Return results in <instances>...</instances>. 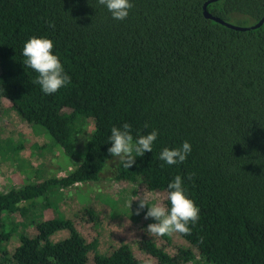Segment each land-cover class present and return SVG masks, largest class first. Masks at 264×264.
Instances as JSON below:
<instances>
[{
    "label": "trees",
    "instance_id": "16d2710c",
    "mask_svg": "<svg viewBox=\"0 0 264 264\" xmlns=\"http://www.w3.org/2000/svg\"><path fill=\"white\" fill-rule=\"evenodd\" d=\"M132 2L117 21L96 0H0V108L8 99L70 157L78 136L88 135L81 159L63 176L0 191V264H148L127 242L100 252L60 213L30 219L35 233L21 232L11 256L4 245L18 230L11 216H27V204L101 178L112 161L110 129L124 122L134 138L153 128L159 135L131 168L117 161L113 177L167 195L179 174L200 208L191 232L179 233L188 247L171 254L147 237L139 247L156 264H264V22L250 27L263 18L264 0ZM205 3L212 15L250 28L207 17ZM30 36L52 39L71 77L55 94L44 95L23 63ZM184 140L192 145L188 158L161 167L159 152ZM62 230L67 235L55 240Z\"/></svg>",
    "mask_w": 264,
    "mask_h": 264
},
{
    "label": "rangeland",
    "instance_id": "374dc122",
    "mask_svg": "<svg viewBox=\"0 0 264 264\" xmlns=\"http://www.w3.org/2000/svg\"><path fill=\"white\" fill-rule=\"evenodd\" d=\"M88 130L93 126L89 122ZM87 133L77 138V154L70 157L64 153L59 144L42 127H35L23 120L13 109L8 99H3L0 108V191H7L13 187H22L28 183L42 181L53 175L63 176L74 167V163L81 159L85 152ZM17 147V149H16ZM117 161L112 160L97 181L78 183L69 188H60L49 196V203L40 197L28 205L27 216L16 212L11 219L18 225V230L4 243L8 255L11 256L14 247L19 244L21 232L35 233L31 223L41 219L57 216L59 213L74 220L78 230L88 241L96 240L100 252H109L113 247L127 242L135 255L148 264L157 261L149 253L139 247L142 238L153 239L160 247L174 254L177 247H188L189 243L179 234L172 233L165 236L147 234L145 229L151 218L145 219L144 212L136 214L138 201L133 200L130 208L128 201L133 195L144 194L163 202L166 194L162 191H151L142 184L113 177V168ZM97 215V219H90L88 211ZM146 211V208H145ZM67 235L66 230L57 232L55 240ZM1 256V253H0ZM198 261L199 257H197ZM185 264H194L192 261Z\"/></svg>",
    "mask_w": 264,
    "mask_h": 264
},
{
    "label": "clouds",
    "instance_id": "9594fccd",
    "mask_svg": "<svg viewBox=\"0 0 264 264\" xmlns=\"http://www.w3.org/2000/svg\"><path fill=\"white\" fill-rule=\"evenodd\" d=\"M96 2L104 6L111 18L117 21L125 20L133 7L132 0H96ZM50 27L54 25L50 23ZM21 54L24 57V65L37 73L35 83L39 84L44 95L55 94L70 84L71 77L54 52V42L49 37L30 36L24 42ZM145 127H148L147 123ZM158 135V129L153 128L147 134L137 133L134 138L129 123L113 125L108 136L110 146L107 147V153L112 160L129 169L136 164L137 157L152 152ZM191 151L192 145L188 140H184L179 146L164 147L158 154L159 160L163 162L161 167L183 163ZM133 196L134 198L128 201V207L130 208L133 200L138 201L136 214L139 215L143 211L145 219L151 218L154 221L147 225L145 229L147 234L156 236L172 233L189 234L192 226L200 219V208L187 194L184 179L179 174L167 184L166 204L159 201L151 202L156 198H149L144 194Z\"/></svg>",
    "mask_w": 264,
    "mask_h": 264
},
{
    "label": "water",
    "instance_id": "95a60500",
    "mask_svg": "<svg viewBox=\"0 0 264 264\" xmlns=\"http://www.w3.org/2000/svg\"><path fill=\"white\" fill-rule=\"evenodd\" d=\"M206 5H207V3H205V5H204V8H205L204 13H205V15H206L207 17L212 18V19H214V20H216V21H219V22H221V23H223V24H225V25H228V26H230V27H232V28H235V29H238V30H245V29H248V28H250V27H252V28H253V27H258V26H260V25L264 22V16H263V18L259 21V23L255 24V25H252V26H250V27H248V26H242V25L232 24V23H229V22H226V21L222 20L220 17L214 16V15H212L211 13H209L208 10L206 9Z\"/></svg>",
    "mask_w": 264,
    "mask_h": 264
}]
</instances>
